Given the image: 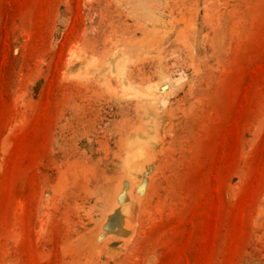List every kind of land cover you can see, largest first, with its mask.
Returning a JSON list of instances; mask_svg holds the SVG:
<instances>
[{"label":"rangeland","instance_id":"obj_1","mask_svg":"<svg viewBox=\"0 0 264 264\" xmlns=\"http://www.w3.org/2000/svg\"><path fill=\"white\" fill-rule=\"evenodd\" d=\"M0 264H264V0H0Z\"/></svg>","mask_w":264,"mask_h":264},{"label":"bare ground","instance_id":"obj_2","mask_svg":"<svg viewBox=\"0 0 264 264\" xmlns=\"http://www.w3.org/2000/svg\"><path fill=\"white\" fill-rule=\"evenodd\" d=\"M121 68L117 69V71L119 72ZM123 69V68H122Z\"/></svg>","mask_w":264,"mask_h":264}]
</instances>
